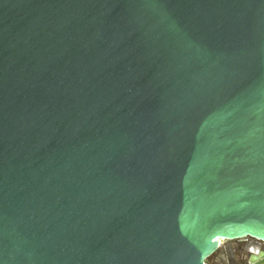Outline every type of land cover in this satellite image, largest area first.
Wrapping results in <instances>:
<instances>
[{
	"label": "water",
	"instance_id": "95a60500",
	"mask_svg": "<svg viewBox=\"0 0 264 264\" xmlns=\"http://www.w3.org/2000/svg\"><path fill=\"white\" fill-rule=\"evenodd\" d=\"M246 238L264 0H0V264H209Z\"/></svg>",
	"mask_w": 264,
	"mask_h": 264
},
{
	"label": "rangeland",
	"instance_id": "374dc122",
	"mask_svg": "<svg viewBox=\"0 0 264 264\" xmlns=\"http://www.w3.org/2000/svg\"><path fill=\"white\" fill-rule=\"evenodd\" d=\"M241 245V241L222 242L218 251L208 259L209 264H233L232 259L236 264H245V255L239 248ZM228 248L233 250H228Z\"/></svg>",
	"mask_w": 264,
	"mask_h": 264
},
{
	"label": "flooded vegetation",
	"instance_id": "af4514ba",
	"mask_svg": "<svg viewBox=\"0 0 264 264\" xmlns=\"http://www.w3.org/2000/svg\"><path fill=\"white\" fill-rule=\"evenodd\" d=\"M236 241L242 242V245L239 248L241 250V253L245 255V264H248V259L251 255L257 256L260 252H264V243L260 241H257L251 238H246V239L236 240ZM223 242H226V241H223ZM231 242H234V241H231ZM228 250H233V249L228 248ZM229 259H232V258H229ZM231 261L233 264H236L234 259H232Z\"/></svg>",
	"mask_w": 264,
	"mask_h": 264
}]
</instances>
